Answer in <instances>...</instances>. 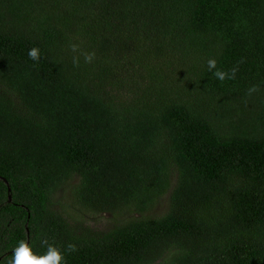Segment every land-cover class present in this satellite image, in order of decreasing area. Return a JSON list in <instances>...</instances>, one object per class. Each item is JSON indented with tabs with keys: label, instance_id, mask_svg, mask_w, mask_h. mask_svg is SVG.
Masks as SVG:
<instances>
[{
	"label": "trees",
	"instance_id": "obj_1",
	"mask_svg": "<svg viewBox=\"0 0 264 264\" xmlns=\"http://www.w3.org/2000/svg\"><path fill=\"white\" fill-rule=\"evenodd\" d=\"M73 179L71 207L141 216L78 231ZM45 238L66 264H264V0H0V264Z\"/></svg>",
	"mask_w": 264,
	"mask_h": 264
},
{
	"label": "rangeland",
	"instance_id": "obj_2",
	"mask_svg": "<svg viewBox=\"0 0 264 264\" xmlns=\"http://www.w3.org/2000/svg\"><path fill=\"white\" fill-rule=\"evenodd\" d=\"M238 119V115L234 116ZM160 154L168 157L170 159V143L164 138L161 146L158 148ZM176 169L174 165H170V181L172 184L176 181ZM75 182V180H71V183H66L63 185L53 196V205L55 208H59L64 216L68 218V220L73 223L74 226H77V230L80 232H84L86 228H89L94 232H104L108 231L114 226L118 224H122L125 221H129L133 218L140 217L141 215L134 212H129L127 210L118 211L117 214L111 213H94L88 210L81 209L80 206L71 207L69 201V193L71 185ZM172 186V185H171ZM169 194L167 191L163 196L156 201L154 206L151 207V211L147 212L149 216L152 215H163L169 209ZM77 208V209H76Z\"/></svg>",
	"mask_w": 264,
	"mask_h": 264
},
{
	"label": "clouds",
	"instance_id": "obj_3",
	"mask_svg": "<svg viewBox=\"0 0 264 264\" xmlns=\"http://www.w3.org/2000/svg\"><path fill=\"white\" fill-rule=\"evenodd\" d=\"M77 44H71L70 48L73 52L78 50ZM28 57L34 61L39 60V49L38 48H31L28 51ZM95 58V52L87 53L84 55L85 63H91ZM73 64L75 66H79V59L78 57H73ZM217 61L215 58H210L207 61V66L209 71L213 72V75L220 80L221 82L225 81V79H235L236 73L238 71V67L234 66L232 69L228 71L220 70L216 68ZM257 90V86L253 85L249 90L248 93L251 94L252 92ZM43 244L48 245V250L43 255L34 254L32 251L31 246L24 240L19 241L18 246L15 247L12 251V258L8 261V264H62L64 261V256L60 252V250L53 245L48 244L47 239L45 238L42 241ZM69 253L76 252L78 249L75 244H68L67 249ZM66 264V261H64Z\"/></svg>",
	"mask_w": 264,
	"mask_h": 264
},
{
	"label": "water",
	"instance_id": "obj_4",
	"mask_svg": "<svg viewBox=\"0 0 264 264\" xmlns=\"http://www.w3.org/2000/svg\"><path fill=\"white\" fill-rule=\"evenodd\" d=\"M7 190H8V192L10 191V187H9V185L7 184ZM8 201H10V199H11V195L10 194H8Z\"/></svg>",
	"mask_w": 264,
	"mask_h": 264
}]
</instances>
